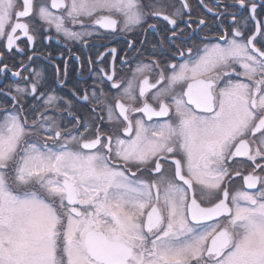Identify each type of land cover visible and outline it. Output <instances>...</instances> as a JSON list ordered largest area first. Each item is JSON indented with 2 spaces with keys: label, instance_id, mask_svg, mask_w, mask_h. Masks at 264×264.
I'll return each mask as SVG.
<instances>
[{
  "label": "snow or ice",
  "instance_id": "1",
  "mask_svg": "<svg viewBox=\"0 0 264 264\" xmlns=\"http://www.w3.org/2000/svg\"><path fill=\"white\" fill-rule=\"evenodd\" d=\"M199 4L0 0V264H264V0Z\"/></svg>",
  "mask_w": 264,
  "mask_h": 264
},
{
  "label": "flooded vegetation",
  "instance_id": "2",
  "mask_svg": "<svg viewBox=\"0 0 264 264\" xmlns=\"http://www.w3.org/2000/svg\"><path fill=\"white\" fill-rule=\"evenodd\" d=\"M192 7H193V17L194 19L198 16H209L211 14L206 13V11L203 9V7L199 4V0H190ZM207 3H214V0H206ZM260 10L258 9V12ZM195 27V26H194ZM54 37V31L51 33ZM127 38L129 40L137 41V46L139 47V41L142 39H145L144 35L141 33H129L127 34ZM156 37L149 33L147 35V40L149 42L155 40ZM21 47H25V44L23 42H18ZM98 43H104L107 44L108 47H117L118 49H126L127 45L125 43V39L123 36L119 37H110L108 40L98 42ZM35 48V51L37 52V57L34 58L33 63H30L29 70L36 69L46 70V75L51 80L54 77L56 67L59 66L61 69V72L64 69V64L67 61L68 64V80L69 82H76V81H87L88 84L92 83V77L93 74L88 71V65L85 64L83 68L80 66V62H78L75 59L76 55H79L82 59L85 58L87 55H91L93 58H95V51L96 50H87V51H80L79 47L73 48L72 52H68L65 48L64 44L57 43L56 39L53 38L51 40H44L38 38L36 44L32 46ZM71 47V45H69ZM104 48H100L99 51H104ZM6 51V50H5ZM51 53V56L49 57L48 54ZM63 53V55H61ZM31 54V52H29ZM21 59L25 60V63H29L26 59V57L22 55L15 54V51L11 54L6 53V58L4 60V63H7L10 68H13V70H17L19 66V62ZM17 66V67H13ZM117 67H121L120 65H117ZM27 75V73H24ZM19 78L17 77H11V74L9 73V79L5 80L3 78V74H0V86L7 83H14ZM56 87H59L56 85ZM115 91V90H113ZM61 92L66 94L68 92V89H61ZM10 99V98H9ZM239 180L236 181V184L234 186H239Z\"/></svg>",
  "mask_w": 264,
  "mask_h": 264
}]
</instances>
